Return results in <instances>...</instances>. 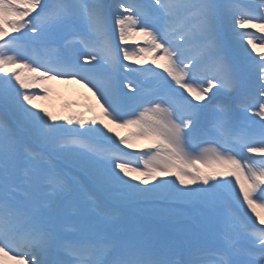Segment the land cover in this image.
Segmentation results:
<instances>
[{"label": "snow or ice", "instance_id": "1", "mask_svg": "<svg viewBox=\"0 0 264 264\" xmlns=\"http://www.w3.org/2000/svg\"><path fill=\"white\" fill-rule=\"evenodd\" d=\"M0 107V264H264V0H0Z\"/></svg>", "mask_w": 264, "mask_h": 264}, {"label": "rangeland", "instance_id": "2", "mask_svg": "<svg viewBox=\"0 0 264 264\" xmlns=\"http://www.w3.org/2000/svg\"><path fill=\"white\" fill-rule=\"evenodd\" d=\"M112 2H114V0H109V3H112ZM240 3L247 4V3H249V0H240ZM130 66L135 67V65H130ZM152 87H153V85H149V84L144 85V88L146 90H150ZM54 90H55L54 94L48 100H44V102L47 105L48 111L52 112L55 115H68L69 109H66L63 105L65 104V102H68L70 104L72 102H75L74 106L71 108L72 112H84L85 115H91V113H88L85 111L84 105L89 101H91L94 104L95 101L92 100L91 94H89L86 90H82V91H80L76 94H73L71 96H65L64 94L60 93L55 88H54ZM40 95H43V93ZM85 97H88V101H86L84 99ZM97 112H99V111H97ZM0 113H3L5 115L9 116V118H11L10 114L6 113L2 107H0ZM238 115H241V114H238ZM249 115H251L250 112L249 113H243L242 118L245 121H248ZM255 118L259 119V117H255ZM115 131L118 132L120 135H126L130 131V129H115ZM142 144H143L142 141L137 142V149H139L142 146ZM125 151H129V150L125 149ZM113 207H115L117 209V211L120 213L122 223H125V220L127 218H134V217H131L132 216L131 213H137L143 217H148V215H155L160 220H167V219L162 218L159 215H156L153 212V209H152L153 206L146 205V204H143V205L140 204V206H133V203L131 205V203H123V202L116 201V202H114ZM172 208H174L178 213L176 218L177 217L178 218L184 217V215L179 214V210H181V209H178L177 207H172ZM130 221H133V220H130ZM133 224L135 225L134 221H133ZM129 227H132V225L130 224Z\"/></svg>", "mask_w": 264, "mask_h": 264}, {"label": "bare ground", "instance_id": "3", "mask_svg": "<svg viewBox=\"0 0 264 264\" xmlns=\"http://www.w3.org/2000/svg\"><path fill=\"white\" fill-rule=\"evenodd\" d=\"M52 86L53 88L57 89L60 93L64 94L65 96H71L82 90H85V88H83L80 84L75 83L74 81L73 82H52ZM34 91L40 92V90H34ZM35 103H37L40 107L47 109V105L44 102V100H37L35 101Z\"/></svg>", "mask_w": 264, "mask_h": 264}]
</instances>
